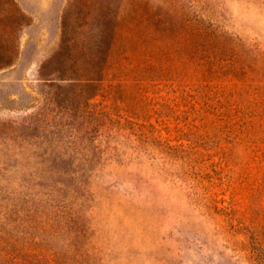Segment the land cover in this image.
Returning a JSON list of instances; mask_svg holds the SVG:
<instances>
[{
  "label": "rangeland",
  "instance_id": "1",
  "mask_svg": "<svg viewBox=\"0 0 264 264\" xmlns=\"http://www.w3.org/2000/svg\"><path fill=\"white\" fill-rule=\"evenodd\" d=\"M2 54L0 264H264V0H0Z\"/></svg>",
  "mask_w": 264,
  "mask_h": 264
},
{
  "label": "trees",
  "instance_id": "2",
  "mask_svg": "<svg viewBox=\"0 0 264 264\" xmlns=\"http://www.w3.org/2000/svg\"><path fill=\"white\" fill-rule=\"evenodd\" d=\"M63 35H64V25H63ZM62 44H64V38L61 39V45ZM10 60H11V56H7V55H4V54L0 55V67L3 66V65H7ZM72 64H74V62ZM70 66H71V64H70ZM88 80L92 81V80H96V79H88Z\"/></svg>",
  "mask_w": 264,
  "mask_h": 264
}]
</instances>
